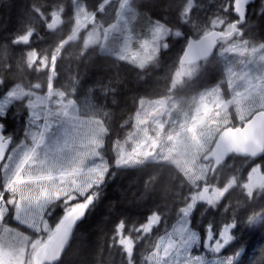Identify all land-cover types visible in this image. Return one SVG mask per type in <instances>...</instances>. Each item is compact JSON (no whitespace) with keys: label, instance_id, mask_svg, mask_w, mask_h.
I'll use <instances>...</instances> for the list:
<instances>
[{"label":"trees","instance_id":"1","mask_svg":"<svg viewBox=\"0 0 264 264\" xmlns=\"http://www.w3.org/2000/svg\"><path fill=\"white\" fill-rule=\"evenodd\" d=\"M74 1L0 0V80L4 89L0 92V99L19 81L30 86L34 80H43L45 94L48 72L57 54L53 87L64 94L81 89L85 99L97 103V112L100 108L98 114L103 130L99 160L104 173L87 194L88 197L93 196V204L78 222L60 260L52 264H129L130 261L142 264L144 258L153 252L160 237L187 213L194 186L172 165L157 162L120 165L118 146L126 142L134 129L136 113L143 99L168 98L175 93L174 74L179 58L188 39L194 38L188 32L190 27L176 17L185 0H130V6L142 16H149L170 29L180 28L179 34H172L164 40L166 46L159 50L146 69L91 44L84 35L86 28L61 48L74 31ZM81 1H84L87 12L94 15V21L104 15L98 8L106 0ZM213 1L194 0L192 13L195 19L203 17V24L207 25L209 12L205 13L204 9L211 7L217 8L218 15L225 17L229 24L237 21L232 8L233 0H220L219 5ZM104 9L108 10V5ZM262 11L264 0H255L248 7L246 22L240 27L241 35L237 38L246 40L250 45H264ZM55 13H62L71 19L58 30L48 31L46 25ZM33 17L36 19L32 21ZM21 38L25 40L20 42ZM218 78L223 79L221 68L218 69ZM94 92L99 94L97 100L90 98ZM80 105L70 102L67 113H62L64 104L58 101L54 112L79 119L77 111L81 109ZM24 110L28 111V108ZM6 113L2 118L4 125L17 127L18 140L24 139L30 116H24L15 104ZM232 119L233 123H229L232 125L227 127L241 126L246 121L237 120L235 115ZM217 162L208 171L207 182L219 187L231 184V187L214 204L205 201L192 203L189 227L203 240L209 235V224L213 226V234L219 233L224 226L235 224L230 229L233 239L223 253L234 256L242 252L232 264H264V187L253 191L252 195H248L243 188L251 167L258 165L264 168V154L257 157L232 154ZM28 188L25 187V190ZM84 199L81 197L79 200ZM152 216L159 218L158 226L151 233L140 234L141 227ZM118 224L121 225L119 231ZM121 238L128 239V247L120 243Z\"/></svg>","mask_w":264,"mask_h":264},{"label":"rangeland","instance_id":"2","mask_svg":"<svg viewBox=\"0 0 264 264\" xmlns=\"http://www.w3.org/2000/svg\"><path fill=\"white\" fill-rule=\"evenodd\" d=\"M213 2L217 5L221 3L220 0ZM107 5L108 10H102L104 15L101 19L94 21L84 1L75 0L72 5L73 30L77 32L86 28L84 35L91 44L99 45L110 55L139 68L148 67L159 50L166 46L164 40L167 37L179 34L180 28L169 29L149 16H142L130 6V0H110ZM193 7L194 0L183 1L176 16L190 27L188 32L192 36L199 37L216 29L228 33L231 29L227 19L218 15L217 8L204 9L205 13L209 12L206 25L203 24V17L197 16L195 19ZM35 19L33 17L32 21ZM70 19L69 16L64 18L65 21ZM236 38L224 39L216 54L219 55L215 60L226 58L224 66L216 64L212 58L178 65L173 83L175 90L179 88L177 92L168 98L143 99L136 113L135 129L126 142L118 146V159L129 158L125 162L129 161L128 165L157 162L174 166L194 186L192 203L205 201L214 204L231 187V184L219 187L215 183H207L206 176L212 164H218L220 155L216 148L219 143L216 146L215 143L224 135L223 126L233 123V115L237 120H244L264 109V45L250 46L246 41H233ZM219 68L222 74L225 73L224 80L218 78ZM191 78L195 80L192 84ZM19 89H11L0 101V112L4 113L20 95ZM39 101L40 104L35 105L40 107L33 108L34 114L30 117L24 139L4 162L5 175L18 169L17 172L27 177H36L35 187L39 190L36 194L27 193L19 209L21 223L36 235L29 240L21 233L19 258L15 264L43 262L41 250L47 238L54 236L51 225L41 222L44 210L52 206L50 201L57 182L54 174L68 171V176L66 173L63 177L60 174L58 179L59 183L64 180L62 185L68 192L67 203L71 206L72 203L80 204L75 202L83 196L85 202L87 194L104 173L99 154L103 130L100 108L99 112L97 109L85 114V118L75 119L54 112L53 95L50 99L45 97ZM83 106L89 112L94 109L93 102L87 100ZM39 108L40 113H37ZM246 178L243 188L248 195H252L253 191L264 187V168L258 165L251 167ZM192 203L188 207V214H184L160 237L155 249L144 258L142 264H229V257L236 260V255L223 253L225 247L217 251L218 243L227 246L231 241L225 244V238L231 236L230 231L224 233L226 226L211 238L208 235L203 240L189 227ZM52 218L58 219L57 215ZM158 223L157 216L150 217L141 227L140 234L151 233ZM120 241L128 247V239L121 238ZM129 264L134 263L130 261Z\"/></svg>","mask_w":264,"mask_h":264},{"label":"water","instance_id":"3","mask_svg":"<svg viewBox=\"0 0 264 264\" xmlns=\"http://www.w3.org/2000/svg\"><path fill=\"white\" fill-rule=\"evenodd\" d=\"M255 0H234L233 11L238 17V25L245 22L247 7ZM62 25V18L54 16L47 25L49 31L55 30ZM224 37V33L214 30L202 36L198 40H190L186 46L181 58V64H190L211 56L218 44V40ZM0 129V164L3 162L10 140L3 142V136ZM221 156L225 159L232 153H240L247 156H259L264 153V110L253 114L246 124L241 128L229 130L218 148ZM93 199L90 198L88 207L83 211L82 215L75 218L71 222L62 223L60 230L54 240L50 243L44 254V259L50 263L57 262L62 256L65 249L73 236L78 222L84 213L92 204ZM240 256V255H239Z\"/></svg>","mask_w":264,"mask_h":264},{"label":"flooded vegetation","instance_id":"4","mask_svg":"<svg viewBox=\"0 0 264 264\" xmlns=\"http://www.w3.org/2000/svg\"><path fill=\"white\" fill-rule=\"evenodd\" d=\"M65 17V16H64ZM67 18V17H66ZM67 25L68 21H65ZM64 25V26H65ZM75 37L69 38V41L73 40ZM26 42V41H25ZM55 81V79H54ZM44 81H32V84L29 86L21 81L16 84V87L21 88L19 89L20 95L16 96L14 104L16 108L20 112L22 111L24 116H31L30 107L33 105L34 100L38 99L42 96L44 90ZM2 81L0 80V92H3L2 88ZM98 93L91 95L92 99L98 98ZM85 94L81 89L78 90L76 93L69 94L67 91L65 94L62 95V103L64 104V110L62 113H67L66 109L70 102L75 101L78 104H83L85 100ZM11 107L8 106L6 111ZM28 108V111L24 110ZM9 111V110H8ZM7 113L4 111L0 114V123H3L2 116H5ZM77 115L82 117L84 115V110L78 109ZM4 125V124H3ZM2 134L5 139H11V143L8 147L6 156L4 158L3 163L0 165V194H2V198H0V264H15L18 256H19V246L21 242V233L26 232L31 236L30 228L21 223L20 219H16V215L21 208V189L25 188L26 184L31 183L34 181L32 178L27 177H18L16 175V171L12 174L5 175L4 170V162L7 160L9 154L20 144L23 138L18 140L17 136L19 135V129L16 127L8 128L4 125ZM19 179V183L15 184L14 186L18 189L16 192L6 191V186L13 182L14 180ZM13 200L14 203L9 204L7 201ZM63 198H61V206H58V210L54 213L46 212L48 217L45 218V221L48 222L51 227H53L57 220H53L51 217L52 214H58L63 212ZM6 209V211H5ZM31 240V239H30Z\"/></svg>","mask_w":264,"mask_h":264},{"label":"snow or ice","instance_id":"5","mask_svg":"<svg viewBox=\"0 0 264 264\" xmlns=\"http://www.w3.org/2000/svg\"><path fill=\"white\" fill-rule=\"evenodd\" d=\"M260 14L264 15V11H262ZM3 127H4L3 123H0V129H3ZM19 182H20L19 179L14 180L13 182L9 183L6 186L5 190L6 191H11V192L18 191V189L14 185L18 184ZM0 198H2V194H0ZM7 203L12 204V203H14V201L10 199L9 201H7ZM209 203H211V201H209ZM86 207H88V204L80 203V204H78L75 207H67V208H65V210H64L65 211V216L62 218V223L71 222L75 218H78L80 215H82V213L86 209ZM5 211H6V209H5ZM15 218L18 219V220L21 219V216H20L19 212L17 213ZM120 227H121V225L118 224L117 225V231L120 230ZM212 227L213 226L211 224L208 225L209 238H211L213 236ZM234 227H235V224H232L231 226H226L223 231H224V233H227V232L230 231V229L232 230ZM222 235H223V233H222ZM231 239H233L232 236H227L225 238V244L228 243V241H230ZM222 248H224V244H219L218 243L217 251H220ZM235 255L238 256L239 253L237 252ZM228 259H229V264H232V262L234 260V257H229Z\"/></svg>","mask_w":264,"mask_h":264}]
</instances>
